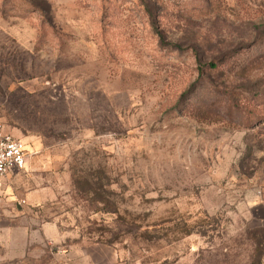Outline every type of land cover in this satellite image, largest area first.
<instances>
[{"label":"rangeland","instance_id":"obj_1","mask_svg":"<svg viewBox=\"0 0 264 264\" xmlns=\"http://www.w3.org/2000/svg\"><path fill=\"white\" fill-rule=\"evenodd\" d=\"M0 264H264V0H0Z\"/></svg>","mask_w":264,"mask_h":264},{"label":"built area","instance_id":"obj_2","mask_svg":"<svg viewBox=\"0 0 264 264\" xmlns=\"http://www.w3.org/2000/svg\"><path fill=\"white\" fill-rule=\"evenodd\" d=\"M26 162V145L0 126V177L23 170Z\"/></svg>","mask_w":264,"mask_h":264}]
</instances>
